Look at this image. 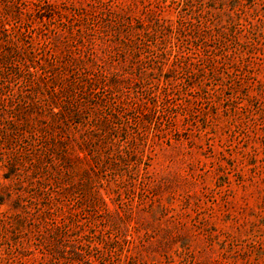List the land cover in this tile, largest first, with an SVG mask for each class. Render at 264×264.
<instances>
[{
  "label": "rangeland",
  "instance_id": "rangeland-1",
  "mask_svg": "<svg viewBox=\"0 0 264 264\" xmlns=\"http://www.w3.org/2000/svg\"><path fill=\"white\" fill-rule=\"evenodd\" d=\"M0 264H264V0H0Z\"/></svg>",
  "mask_w": 264,
  "mask_h": 264
}]
</instances>
